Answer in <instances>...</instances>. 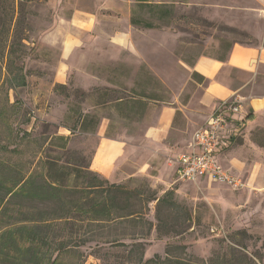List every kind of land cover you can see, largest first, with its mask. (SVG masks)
Returning <instances> with one entry per match:
<instances>
[{"label":"rangeland","instance_id":"1","mask_svg":"<svg viewBox=\"0 0 264 264\" xmlns=\"http://www.w3.org/2000/svg\"><path fill=\"white\" fill-rule=\"evenodd\" d=\"M147 2L160 7L138 9L137 0H0V173L10 164L21 174L41 176L44 162L54 161L65 167L54 168L65 184L84 188L99 141H123L122 164L108 180L142 191L143 199L172 189L177 203L159 212L155 201L137 204L152 229L139 226L134 236L120 239L142 241L144 259L164 257L168 245L184 246L174 255L209 264L210 257H231L241 245L260 247L264 155L257 143L264 142V132H254L239 151L246 161L240 169L224 164L244 183L236 190L205 177L176 180L175 160L198 127L185 124L180 113L170 151L148 133L164 104L176 98L186 103L195 92L198 79L188 69L197 57L226 56L233 42L255 44L263 26L256 2ZM161 11L166 14L160 18ZM133 13L152 27L132 24ZM66 39L78 44L63 57ZM58 67L63 83L54 80ZM102 241L78 248L85 263L129 264L126 249Z\"/></svg>","mask_w":264,"mask_h":264},{"label":"trees","instance_id":"2","mask_svg":"<svg viewBox=\"0 0 264 264\" xmlns=\"http://www.w3.org/2000/svg\"><path fill=\"white\" fill-rule=\"evenodd\" d=\"M135 6L138 9L160 7L147 0H137ZM161 12L164 13L160 18L166 14V11ZM130 21L144 28L153 25L135 13ZM191 75L197 77L198 83L204 80L195 72ZM63 86L56 84L55 88ZM56 136L60 140L66 139ZM44 165L46 172L41 176L31 172L21 174L10 164L4 166L0 173V264H87L78 248L102 239L104 244L126 249L129 264H205L174 255L175 249L184 252V246L168 245L164 257L155 254L144 259L142 241L131 238L133 242L124 243L120 239L127 234L134 236L139 226L147 224L148 231L152 229L153 224L143 218L142 209H137L141 200L148 203L155 201L157 212L162 207L176 208L172 189L162 197L152 193L143 199L142 191L127 190L95 171H89L91 179L84 188L76 189L65 184L61 174L55 171V166L60 171L65 168L63 165L47 160ZM158 227L156 225V229ZM75 256L76 260L73 259ZM208 262L264 264V240L260 247L248 250L241 245L238 250L232 249L231 257L226 253L215 255Z\"/></svg>","mask_w":264,"mask_h":264},{"label":"crops","instance_id":"3","mask_svg":"<svg viewBox=\"0 0 264 264\" xmlns=\"http://www.w3.org/2000/svg\"><path fill=\"white\" fill-rule=\"evenodd\" d=\"M253 1L256 2L254 10L263 18L262 31L255 36V44L233 42L224 59L208 55L197 57L189 65L188 73L201 75L203 82H195V92L190 94L186 103L176 98L161 108L156 125L148 133L150 139L159 142L166 151L172 149L168 144L171 143V131L179 129V125H176L177 114H181L189 127L194 124L200 126L222 100L234 99L239 104V110L232 115L221 149L216 154L223 166L227 164L233 169H240L246 161L239 151L253 138L254 132H264V0ZM74 20L72 17L69 23L73 24ZM77 44L73 39H66L62 46L63 57L68 53L69 45L75 47ZM54 80L63 83V68L56 69ZM175 143L177 140L172 142L173 145ZM249 145L253 146L251 143ZM124 147L123 141L101 139L90 163L92 170L107 180L111 179L114 170L122 164ZM257 148V152L264 155V142L257 143ZM205 179L213 182L209 177Z\"/></svg>","mask_w":264,"mask_h":264},{"label":"built area","instance_id":"4","mask_svg":"<svg viewBox=\"0 0 264 264\" xmlns=\"http://www.w3.org/2000/svg\"><path fill=\"white\" fill-rule=\"evenodd\" d=\"M239 110L233 100H222L207 116L205 122L194 129L186 150L176 158L174 175L176 180L193 181L209 177L216 183L226 184L233 189L241 188L242 179L225 168L217 159L232 115Z\"/></svg>","mask_w":264,"mask_h":264}]
</instances>
